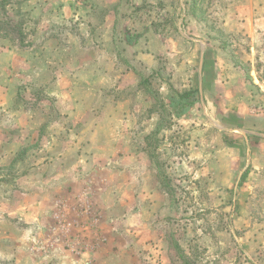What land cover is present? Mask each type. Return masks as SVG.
Here are the masks:
<instances>
[{
    "label": "rangeland",
    "instance_id": "374dc122",
    "mask_svg": "<svg viewBox=\"0 0 264 264\" xmlns=\"http://www.w3.org/2000/svg\"><path fill=\"white\" fill-rule=\"evenodd\" d=\"M0 264H264V0H0Z\"/></svg>",
    "mask_w": 264,
    "mask_h": 264
},
{
    "label": "trees",
    "instance_id": "16d2710c",
    "mask_svg": "<svg viewBox=\"0 0 264 264\" xmlns=\"http://www.w3.org/2000/svg\"><path fill=\"white\" fill-rule=\"evenodd\" d=\"M187 96H188V94H183V95L181 96V98L184 99V98H186Z\"/></svg>",
    "mask_w": 264,
    "mask_h": 264
}]
</instances>
